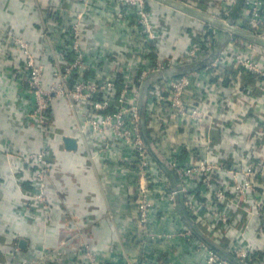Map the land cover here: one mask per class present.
<instances>
[{"label":"built area","instance_id":"1","mask_svg":"<svg viewBox=\"0 0 264 264\" xmlns=\"http://www.w3.org/2000/svg\"><path fill=\"white\" fill-rule=\"evenodd\" d=\"M152 1L84 0L83 10L72 11L71 23L58 21V8L51 7L37 51L23 36L7 31V52L26 94L18 113L24 109L22 127L32 132L35 143L30 152L12 144L2 151L22 174L18 187L29 186L21 191L16 217L36 223L51 209L47 202L55 167L53 143H64L68 137L56 127L54 106L63 100L78 132L70 138L96 159L128 174L125 186L133 196L132 221L140 251L125 253L127 264L156 263L178 249L174 243L180 239L196 251L207 249L187 226L175 232L157 231L152 218L160 203L167 206L163 224L178 221L183 207L204 235L220 247L226 244L225 250L237 259L264 264V246L253 243L264 241V111L253 116L264 99V48L228 34L227 45L217 49L215 41L224 31L216 28L210 34L208 27L189 43L180 59L182 71L171 72L175 64L163 59L159 50L169 30L165 19L153 21ZM178 1L200 10L205 5L204 12L264 39V0ZM240 2L238 18L231 21ZM175 12L181 13L172 9ZM98 13L112 19L118 50L109 42L94 43L95 50L87 47L88 38L103 28L87 23ZM206 50L211 53L204 63ZM192 63L197 64L187 68ZM223 68L237 71L229 82L235 89L230 95L208 75ZM204 74L210 82L206 90ZM248 77L252 83H247ZM243 104L252 110L249 115L235 111ZM212 135H217L216 142ZM251 236L255 238L250 240ZM81 253L86 264H104L90 243L82 244ZM27 264L62 261L45 250ZM206 264L230 263L209 250Z\"/></svg>","mask_w":264,"mask_h":264},{"label":"crops","instance_id":"2","mask_svg":"<svg viewBox=\"0 0 264 264\" xmlns=\"http://www.w3.org/2000/svg\"><path fill=\"white\" fill-rule=\"evenodd\" d=\"M84 3V0H0V264L34 263L45 250L54 254L62 264H86L81 253L84 242L94 246L104 264H127L123 255L140 251L136 239L139 232L132 221L133 196L125 186L128 174L124 169L96 159L82 143H77L74 149H67L64 143L59 144L61 141L53 143L55 167L49 180L50 202H47L51 209L39 215L36 223H32L18 221L16 217L21 191L29 190V186L25 184L18 187L16 181L22 174H18L10 166V161L2 156L6 144L26 152L35 148L32 132L22 127L21 114L24 109L21 111L19 108L21 112L18 113V103L26 102V94L23 84L14 75L13 62L7 52V31L23 36L37 51L41 47L48 23L47 13L51 7L58 8V21L71 23L72 11L83 10ZM238 5L241 7V2ZM87 23L103 26L98 35L88 38L91 50H95L94 43L108 42L113 44V49H119V37L117 30L112 27L111 18L98 13ZM220 35L216 41L219 43L217 49H222L229 41V35L222 31ZM125 41L131 42L128 39ZM262 60L264 62V53ZM173 68L175 70L171 72L175 73L182 69L179 65H173ZM152 81L149 79L147 85H151ZM209 84L204 74L205 90ZM216 84L226 94L235 91L228 83ZM253 110V116L263 112L264 99ZM235 111L243 115L252 112L245 104L236 105ZM54 112L59 131L68 137H76L78 132L71 122L68 104L58 100ZM212 139L216 142L217 135H212ZM189 142L196 146L194 141ZM171 177L176 182L173 173ZM166 213V204L160 203L152 218L157 231L175 232L186 228L184 219L188 214L183 207L179 209V222L174 219L163 224L162 216ZM253 238L251 236L250 240ZM22 241H25L24 245ZM253 241L264 246L263 240ZM174 245L179 250L169 252L168 256L153 264H206L208 248L196 251L181 239L176 240ZM149 251L154 252L155 249L150 247Z\"/></svg>","mask_w":264,"mask_h":264},{"label":"trees","instance_id":"3","mask_svg":"<svg viewBox=\"0 0 264 264\" xmlns=\"http://www.w3.org/2000/svg\"><path fill=\"white\" fill-rule=\"evenodd\" d=\"M203 10L204 6L202 5ZM235 7L230 14L231 21H236L238 18L239 7ZM149 11L152 12V19L154 22L160 21L162 18L166 20V26L169 30L168 34L166 35L165 39L159 45V50L163 59L171 60L173 64L178 66L180 64V59L184 57L187 53L189 48V43L192 40H196L197 33L200 35L204 30H207L208 26L196 19H193L187 15L182 13L175 12L172 13V9L161 5L156 1H152L149 5ZM199 32V33H198ZM216 48L219 46V43L215 41ZM211 51L206 50L204 51V63L207 62L208 56L210 55ZM154 57V54L150 55ZM171 57L172 59H169ZM197 64V63H196ZM195 63L189 64L187 68L191 65H196ZM205 70V69H204ZM182 71V69L180 70ZM178 71V72H180ZM235 69L233 68H223L216 71H212L208 73L211 81L214 83L223 82L228 83L231 82L232 78L235 76ZM247 83H252L250 78H246ZM192 219V217H189ZM193 220V219H192ZM201 230V229H200ZM221 246L225 249L226 244H222Z\"/></svg>","mask_w":264,"mask_h":264},{"label":"water","instance_id":"4","mask_svg":"<svg viewBox=\"0 0 264 264\" xmlns=\"http://www.w3.org/2000/svg\"><path fill=\"white\" fill-rule=\"evenodd\" d=\"M160 2L172 9H175L185 15H188L191 18L197 19L209 27L210 34H213L215 29L223 30L224 33L232 34L237 37L243 38L250 42L257 44L260 47L264 48V39L258 37L257 35L250 33L244 29H241L235 26L232 22H225L211 14L204 12L203 10L194 8L190 5L182 3L178 0H154ZM146 140L148 142V137L146 135ZM64 144L67 149H74L77 145L76 139L70 137H64ZM160 164L166 171L171 175L172 173L167 170L164 163L159 160ZM187 213V212H186ZM188 217V218H187ZM187 227L191 230V232L195 235V237L201 241L209 250L213 251L214 253L218 254L223 260L229 262L230 264H246L239 259H237L234 255L220 247L217 243L213 242L209 239L206 235H204L201 230L195 225V223L189 218L187 215L184 219ZM25 244V241H22V245Z\"/></svg>","mask_w":264,"mask_h":264},{"label":"rangeland","instance_id":"5","mask_svg":"<svg viewBox=\"0 0 264 264\" xmlns=\"http://www.w3.org/2000/svg\"><path fill=\"white\" fill-rule=\"evenodd\" d=\"M84 42H86V41H84ZM87 47H89V48H90V44H89V45H87Z\"/></svg>","mask_w":264,"mask_h":264}]
</instances>
